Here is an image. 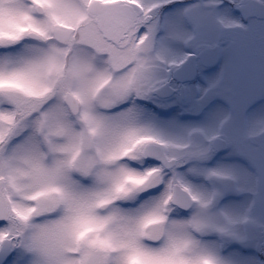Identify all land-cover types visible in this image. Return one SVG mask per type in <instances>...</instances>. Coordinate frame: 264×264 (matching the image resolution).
Segmentation results:
<instances>
[{"label": "snow or ice", "instance_id": "1", "mask_svg": "<svg viewBox=\"0 0 264 264\" xmlns=\"http://www.w3.org/2000/svg\"><path fill=\"white\" fill-rule=\"evenodd\" d=\"M0 264H264V0H0Z\"/></svg>", "mask_w": 264, "mask_h": 264}, {"label": "flooded vegetation", "instance_id": "2", "mask_svg": "<svg viewBox=\"0 0 264 264\" xmlns=\"http://www.w3.org/2000/svg\"><path fill=\"white\" fill-rule=\"evenodd\" d=\"M194 119V118H193Z\"/></svg>", "mask_w": 264, "mask_h": 264}]
</instances>
